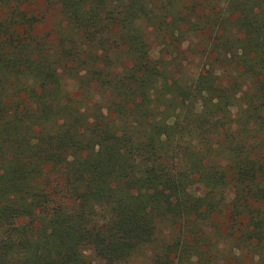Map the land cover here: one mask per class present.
<instances>
[{
  "label": "trees",
  "instance_id": "obj_1",
  "mask_svg": "<svg viewBox=\"0 0 264 264\" xmlns=\"http://www.w3.org/2000/svg\"><path fill=\"white\" fill-rule=\"evenodd\" d=\"M264 264V0H0V264Z\"/></svg>",
  "mask_w": 264,
  "mask_h": 264
},
{
  "label": "rangeland",
  "instance_id": "obj_2",
  "mask_svg": "<svg viewBox=\"0 0 264 264\" xmlns=\"http://www.w3.org/2000/svg\"><path fill=\"white\" fill-rule=\"evenodd\" d=\"M133 262L135 263V264H139V263H143V260L141 259H137V260H135V259H133ZM94 264H101V262L100 261H95V263Z\"/></svg>",
  "mask_w": 264,
  "mask_h": 264
}]
</instances>
